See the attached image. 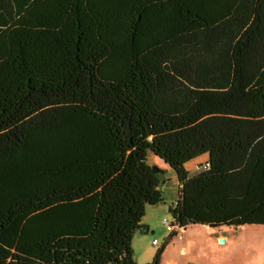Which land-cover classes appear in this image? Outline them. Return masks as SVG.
I'll return each mask as SVG.
<instances>
[{
	"label": "trees",
	"instance_id": "16d2710c",
	"mask_svg": "<svg viewBox=\"0 0 264 264\" xmlns=\"http://www.w3.org/2000/svg\"><path fill=\"white\" fill-rule=\"evenodd\" d=\"M149 156L173 228L264 226V0H0V264H135Z\"/></svg>",
	"mask_w": 264,
	"mask_h": 264
},
{
	"label": "rangeland",
	"instance_id": "374dc122",
	"mask_svg": "<svg viewBox=\"0 0 264 264\" xmlns=\"http://www.w3.org/2000/svg\"><path fill=\"white\" fill-rule=\"evenodd\" d=\"M205 160V156L199 157L185 164L184 168L189 175H194L202 170L199 165ZM147 163L163 171V183L159 186L163 202L145 207L141 218L145 232L135 244V264L151 262L162 246L159 264H264V226L205 228L203 225H189L184 229L174 228V234L169 238L170 231L163 220L172 224L169 209L178 197L177 179L160 159L149 156ZM153 240L157 242L155 248L151 247Z\"/></svg>",
	"mask_w": 264,
	"mask_h": 264
},
{
	"label": "crops",
	"instance_id": "0c3cea01",
	"mask_svg": "<svg viewBox=\"0 0 264 264\" xmlns=\"http://www.w3.org/2000/svg\"><path fill=\"white\" fill-rule=\"evenodd\" d=\"M205 228H208L207 226H204ZM143 232H145V230H139V231H136L133 236H132V239H131V250H132V255H134V249H135V244L136 242H138L140 239H142L144 237L143 235ZM218 238H221V237H218ZM151 247L152 248H155L156 246H152V243H151ZM170 264H175V262H170Z\"/></svg>",
	"mask_w": 264,
	"mask_h": 264
},
{
	"label": "water",
	"instance_id": "95a60500",
	"mask_svg": "<svg viewBox=\"0 0 264 264\" xmlns=\"http://www.w3.org/2000/svg\"><path fill=\"white\" fill-rule=\"evenodd\" d=\"M151 169H152V171L154 172V173H160V174H163V171L161 170V169H159L157 166H152L151 167ZM220 225H218V224H213V225H207V227H209V228H213V227H219ZM220 242L222 243L223 241L222 240H220Z\"/></svg>",
	"mask_w": 264,
	"mask_h": 264
},
{
	"label": "built area",
	"instance_id": "2783aa9c",
	"mask_svg": "<svg viewBox=\"0 0 264 264\" xmlns=\"http://www.w3.org/2000/svg\"><path fill=\"white\" fill-rule=\"evenodd\" d=\"M176 203V202H175ZM163 223L167 225L168 230L171 232L174 228L172 227V224H168V222L164 219ZM157 242L155 240L152 241V246H156Z\"/></svg>",
	"mask_w": 264,
	"mask_h": 264
}]
</instances>
